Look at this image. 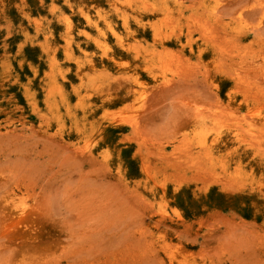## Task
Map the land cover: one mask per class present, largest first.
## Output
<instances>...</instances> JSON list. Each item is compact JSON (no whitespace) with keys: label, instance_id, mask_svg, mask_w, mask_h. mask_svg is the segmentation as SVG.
<instances>
[{"label":"rangeland","instance_id":"1","mask_svg":"<svg viewBox=\"0 0 264 264\" xmlns=\"http://www.w3.org/2000/svg\"><path fill=\"white\" fill-rule=\"evenodd\" d=\"M115 2L0 4V264H264V0Z\"/></svg>","mask_w":264,"mask_h":264},{"label":"bare ground","instance_id":"2","mask_svg":"<svg viewBox=\"0 0 264 264\" xmlns=\"http://www.w3.org/2000/svg\"><path fill=\"white\" fill-rule=\"evenodd\" d=\"M109 4L115 8H118L117 3L115 2V0H108ZM131 1V0H130ZM120 2V1H117ZM2 3V0H0V4ZM130 3V2H129ZM121 6V5H120ZM124 9V8H122ZM56 8H53V12L55 11ZM65 22L67 24H71L70 20L65 18L63 16ZM128 24V23H127ZM115 34V33H114ZM117 37L116 38H120V36H118L117 34H115ZM48 36V35H47ZM120 40V39H119ZM121 41V40H120ZM99 47L102 48L103 47V43L100 41L98 43ZM125 46H128L126 44H123ZM135 48V47H134ZM53 57V56H51ZM117 65V63H115ZM126 65V64H125ZM107 71V70H106ZM110 72V71H109ZM82 73V72H81ZM95 73V72H94ZM97 73V72H96ZM117 76V75H116ZM124 77V76H123ZM117 78V77H115ZM119 79V78H118ZM103 83V82H102ZM162 84V83H160ZM159 84V86H161ZM165 85V84H164ZM84 86V85H83ZM82 86V87H83ZM94 96V95H93ZM91 97V96H90ZM175 105V104H174ZM178 106V105H176ZM197 106V105H196ZM180 107V106H179ZM187 107V106H186ZM189 107V106H188ZM187 107V108H188ZM193 107V106H192ZM199 107V106H198ZM201 107V106H200ZM189 109V108H188ZM193 109H195V107H193ZM197 109V108H196ZM199 109V108H198ZM184 111V110H183ZM200 111V110H199ZM207 111V110H206ZM187 113V112H186ZM191 113V112H190ZM200 113V112H199ZM197 113V115H200L202 113ZM192 114V113H191ZM206 114H208L206 112ZM215 114V113H214ZM217 119V117H216ZM220 119V118H219ZM244 119V118H243ZM245 120V119H244ZM242 121V120H241ZM246 123V122H245ZM138 125V124H137ZM252 126V125H250ZM252 128V127H251ZM220 133V132H219ZM195 134V132H194ZM197 134V133H196ZM200 134V133H199ZM197 137V136H196ZM199 137V136H198ZM218 142V141H217ZM14 194V193H13ZM12 194V195H13ZM15 195V194H14ZM24 196V195H23ZM13 199V198H12ZM11 199V200H12ZM24 199V198H23ZM26 200V199H25ZM16 201V200H15ZM18 202V200H17ZM16 202V203H17ZM20 204L17 205H13L14 203L11 202L6 210L5 213V221L3 224V228H2V234L4 237H6L11 244H14L18 247L19 251L22 253H25V250L31 249L33 251L36 250H45L47 249L45 246H43L42 240L39 239L38 235H39V224L36 220L35 215L32 214L30 207L27 206L26 202H23L22 199L20 201ZM37 202V201H36ZM38 203V202H37ZM41 203V202H40ZM36 206V205H35ZM34 206V207H35ZM38 209V208H37ZM40 212V211H39Z\"/></svg>","mask_w":264,"mask_h":264}]
</instances>
